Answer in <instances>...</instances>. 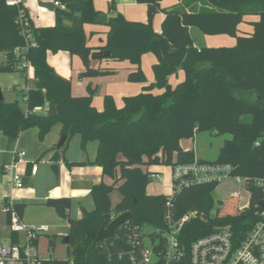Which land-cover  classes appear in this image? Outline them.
Segmentation results:
<instances>
[{
	"label": "trees",
	"instance_id": "1",
	"mask_svg": "<svg viewBox=\"0 0 264 264\" xmlns=\"http://www.w3.org/2000/svg\"><path fill=\"white\" fill-rule=\"evenodd\" d=\"M61 2L63 8L55 9V26H34L36 45L27 56L34 67L35 86L28 91L26 109L18 102L0 100V131L16 141L24 131L37 129L43 141L60 124L67 141L61 149L45 152L43 157L50 154L51 162L61 160L75 136L81 137L82 150L90 142H98L96 158L90 164L100 166L103 176L113 182L103 181L93 187L95 208L84 215L82 229L69 234L68 254L73 264H134L130 261L132 252L138 263L142 247L135 246L134 232H139L142 241L147 237L145 227L155 230L148 237L161 254L167 245L164 233L170 229L169 216L177 221L185 214H195L178 235L179 245L186 251L194 241L223 227H230L236 234L245 233L254 221L256 204L264 198L263 188L251 182L264 180V0H182L171 10H164L161 0H137L147 6L148 22L129 20L121 13L111 16L106 44L100 48L88 45L84 29L101 15L93 0ZM114 11L112 1L109 12ZM159 13L164 14L161 34L153 27ZM18 15V7L0 0V56L7 54L13 62V51L24 45L16 23ZM245 16L260 19L253 22L252 35L239 36ZM192 27L205 35H228L237 43L234 47L196 48L190 35ZM164 45L169 51L181 46L187 49L181 67L185 80L174 87L169 77L179 69L164 60ZM60 51L81 58L85 66L82 78L112 74V69L92 67L95 57H103L131 63L134 68L129 81L142 84L147 83L142 57L153 53L158 59L153 66L155 82L141 93L124 98L121 108L112 96H105L103 110L99 111L93 106L92 90L89 95L74 96L72 80L48 63L47 53ZM107 53L109 58H105ZM16 72L0 62V73ZM155 89L163 92L154 94ZM51 103L55 104V118L47 116ZM204 132L231 136L212 162L198 161L194 150L181 147L182 140ZM195 161L232 165L231 176L246 179L250 206L241 207L239 197L231 196L220 201L212 215V194L219 186L216 183L197 184L176 195L148 194L147 188L157 176L149 167L175 168ZM115 192L120 195L116 205L112 201ZM44 205L54 208L61 218L71 219V198H49ZM16 207L23 216L27 204L18 203ZM126 212L133 218L117 228L114 239L99 241V232ZM54 246L55 241H50L52 251ZM185 262L183 259L179 264ZM51 264L70 263L54 260ZM158 264H164V260L160 258Z\"/></svg>",
	"mask_w": 264,
	"mask_h": 264
},
{
	"label": "crops",
	"instance_id": "2",
	"mask_svg": "<svg viewBox=\"0 0 264 264\" xmlns=\"http://www.w3.org/2000/svg\"><path fill=\"white\" fill-rule=\"evenodd\" d=\"M101 1H103L101 2V6H97L95 0H93L94 7L97 11L101 12V15L106 14L108 16V19L111 16L116 15L117 13H121L129 20L148 22L147 6L145 4H139L137 0H101ZM112 1L115 3V11L109 12V4ZM181 3L182 0H161V7L164 10H171L179 6ZM24 7L28 11L36 27L55 26L56 24L55 11H50L48 9L44 10V7L42 6H35L34 8L36 13H32V10L29 6L24 5ZM259 19H260L259 17L257 18L255 17V19H249L248 23L253 24V22L259 21ZM163 21H164L163 13L157 14L153 19V27L155 31L159 34L162 33ZM66 23L70 24L69 22ZM84 29L87 37V43L89 46L93 48H100L106 44L107 33L109 31L108 24L107 25L96 24V23L87 24L85 25ZM197 29L198 28L195 27L190 28V35L193 40L194 46L196 48L234 47L237 43L236 38L230 37L228 35L210 36L203 34L199 29L198 30L200 32H198ZM253 33H254V27L251 25H246L242 23L238 28L239 36L252 35ZM47 61L56 70L58 74L66 78H70L72 80V94L74 96H86L89 95L91 93L90 90H92L93 106L99 111L103 110L105 96L107 95L112 96L115 100L117 107L121 108L124 105V98L137 95L143 91V88L145 86H149L150 84L154 83L155 73L153 71V66L158 63V59L153 53H147L143 55L141 68L143 70V73L147 77V83L142 84V83H133L129 81L128 79L129 74L134 67L128 61L115 62V61L103 59V57L100 58L95 57L92 60L93 68L95 69L108 68V69H112L113 73L107 76L86 77V78H82L80 76V74L85 71V66L79 56L71 55L69 52L66 51H60L57 54L48 52ZM33 74H34V70H33ZM185 77H186L185 72L181 68H179L177 73L169 77V83L174 87L179 83L183 82L185 80ZM23 81L25 85L26 83L25 79ZM22 83L23 82L17 83L14 86H20V84ZM30 84L32 87H34L35 80L31 81ZM162 92H163L162 90H158V89H155L153 91L154 94H161ZM26 107L23 109H26ZM38 111L41 112L40 109H38ZM56 126L52 129L51 133L49 134L50 135L49 144L51 146L49 150H51L54 147H57V144L60 138L62 137L61 125L59 128H57ZM198 136L199 135L197 134L193 139L182 140L181 147L183 148V150L185 151L194 150L196 159L198 161H208V162L215 161L218 158L219 153L217 157L214 159L202 155L200 152V146L197 142ZM94 142L97 141L90 142L87 145L86 150H82L84 151L85 154V157L82 160L70 159V154H69L70 147L68 148V151L65 153V155L61 158L59 162H51L50 154L46 155L45 157H43L45 153L42 155L40 159L44 158V163H46V169H45V173L43 174V178L47 183L46 185L47 192L46 195H44L43 197L44 200H47L49 198L57 199V198L69 197L72 199V208L75 202H77L80 205L82 210L85 209L86 211L87 210L91 211L95 208V202L91 194L93 187L97 184H100L103 181L107 184H112L113 181L110 178L103 176V169L100 166L90 164V162H93L95 160L97 154L98 144L95 145L93 144ZM10 161H11V157L7 158L6 161L2 164V166ZM79 162L83 163V165L80 166L68 165ZM36 163L37 161L25 163L27 164V174L26 177L23 179L25 181V179L27 178V184L30 183L31 178L33 177L36 178L40 174V168ZM51 164L59 165V170H60L59 180H56L53 172L51 171L50 169ZM2 166L0 168H2ZM149 170L153 173H156L157 176L155 177L153 183H151L148 186L147 188L148 194L172 195L173 168L170 166H151L149 167ZM237 179L239 178H228L226 179L228 180L227 182H225L226 180H224L213 191L212 195L215 205H216V200L214 198V193H219L221 195L219 189H221V187L226 185V183ZM243 179L246 180L245 178ZM238 192H239L238 189H234V195H238ZM11 194H12V190L9 187L7 181L6 180L3 181V183L0 185V201L5 202V200L8 197H10ZM117 194H118L117 192L112 194V201L114 205H116L120 200L119 194H118L119 198L117 199L113 198V195H117ZM244 198L245 200H248L250 206V202H251L250 194L246 190L244 192ZM20 200L21 201H19V203L22 202L25 203L24 200L22 199ZM72 208L70 210L71 219H73ZM214 214L215 211L213 210L212 215ZM83 217L84 214H82L77 219L75 218L74 220H82ZM4 223H5L4 227L6 228V230H8L7 229L8 220L6 216Z\"/></svg>",
	"mask_w": 264,
	"mask_h": 264
},
{
	"label": "built area",
	"instance_id": "3",
	"mask_svg": "<svg viewBox=\"0 0 264 264\" xmlns=\"http://www.w3.org/2000/svg\"><path fill=\"white\" fill-rule=\"evenodd\" d=\"M26 0H5L9 6L19 8V15L16 23L19 27L24 45L17 47L11 61L7 54L0 56V62L11 66L14 70L22 73L25 78L23 91L24 101L28 100V91L32 88L30 82L35 80L33 74V64L28 58V52L32 46L36 45L34 36V22L28 11L24 7ZM41 6V0H37ZM56 8H63L61 0H51ZM46 10V8H44ZM11 161L5 163L0 168V175L8 177L7 183L12 190V194L3 203L0 210L8 220L9 241L2 243L0 239V264H51L55 259L51 258L52 250L48 247V257H43L40 252V240L43 235L49 232V226L41 224H28L20 215L16 204L19 201L13 193L17 189H22L26 184L24 179L15 175L18 165L25 164L27 154L15 148L11 151ZM233 167L230 164L219 163H199L195 161L191 164L178 165L173 168V194L181 193L185 188L197 184L216 183L221 184L231 176ZM252 186H259L264 191V180H252ZM3 180L0 179V185ZM256 204L254 211V221L251 227L245 232L236 234L230 227H223L216 232L194 241L188 251L180 247L178 235L182 231L185 223L195 214H185L177 221H172L168 217L170 229L164 233L167 237V245L159 254L152 244V248L145 245V239L139 241V232H134L135 246H141L140 260L137 263L135 253H131L130 261L134 264H158L159 259L164 260V264H179L183 259L186 264H264V208L260 202ZM252 217V216H251ZM250 217V218H251ZM73 264V260H69Z\"/></svg>",
	"mask_w": 264,
	"mask_h": 264
},
{
	"label": "rangeland",
	"instance_id": "4",
	"mask_svg": "<svg viewBox=\"0 0 264 264\" xmlns=\"http://www.w3.org/2000/svg\"><path fill=\"white\" fill-rule=\"evenodd\" d=\"M45 2H49L51 0H41ZM101 0H95L97 6H101ZM25 6H29L32 10V13L35 12V6H38L37 0H26L24 2ZM108 6V5H106ZM258 16H245L244 24H249V19H255ZM256 21V20H255ZM254 27V26H253ZM198 32H200L197 29ZM146 76V75H145ZM147 78V77H146ZM22 73H0V87L2 88V93L4 95V99L7 102H18V104L22 107H26V102L24 101V95L26 91H23L22 86H24V80ZM20 86H14L17 83H21ZM19 85V84H18ZM57 128L60 127L58 124ZM51 133V132H50ZM49 133V134H50ZM47 135L43 141H41L38 137L37 129H29L24 131L21 136L16 140L12 145L9 151H7L8 139L1 133L0 131V167L6 161L7 158L11 157V151L15 148H18L20 151H24L27 154L26 161L27 162H36L40 168V174L38 177H33L30 180V183L25 185L22 189H17L14 191L13 195L16 199L24 200L27 204L26 209L24 210L23 217L26 223L28 224H36V225H48L49 232L45 233L40 240V252L43 257H48V247L50 245V241H55V246L51 253V258L55 260H63L69 261L71 257L68 254V245L64 244L63 239L65 236L69 235L71 229L68 225V220L61 218L54 208L47 207L44 205V195L47 192V183L43 178V174L45 173L46 163H44V158L40 159L42 155L48 151L50 146V135ZM197 142L200 146V152L205 157H209L214 159L217 157L220 147H222L225 140L230 139V135H214V133L204 132L198 134ZM61 140V138H60ZM59 140V142H60ZM58 142V144H59ZM57 144V145H58ZM93 144L97 145V142ZM69 154L70 159L74 160H82L85 157L84 151L81 149V137L75 136L70 144H69ZM15 175L25 178L27 174V164L18 165L15 172ZM1 181H7L8 177L6 175L1 176ZM226 180L225 182H227ZM225 184V183H223ZM231 189V190H230ZM234 189H238V195H234ZM221 195L219 193H214V198L216 200V205L214 211L218 208L219 202L226 200L230 196H238L240 199V205L245 207L249 205L248 200L244 198V192L246 190L245 180L243 178H239L237 180H232L221 189H219ZM247 191V190H246ZM114 199L119 198L118 194L113 195ZM221 199V200H220ZM2 201H0V210L3 207ZM88 211V210H87ZM83 214L80 205L75 202L72 208V218L77 219ZM212 216V215H211ZM214 217V216H212ZM5 216L0 212V239L1 242L9 241L8 230H6ZM155 230L152 227H145L144 233L147 235L145 239V245L148 248H152V244L150 243V239L148 235Z\"/></svg>",
	"mask_w": 264,
	"mask_h": 264
},
{
	"label": "water",
	"instance_id": "5",
	"mask_svg": "<svg viewBox=\"0 0 264 264\" xmlns=\"http://www.w3.org/2000/svg\"><path fill=\"white\" fill-rule=\"evenodd\" d=\"M42 7L50 10V11H55L54 4L52 2H41L40 3ZM96 24H102V25H107L108 24V16L106 14H102L99 17H97L94 21ZM110 54L107 53L105 54V58H109ZM162 56L164 60L168 63L169 66L175 67L177 69L182 67V64L187 56V49L184 46L179 47L178 49L174 51H169L167 47L164 45L162 49ZM0 100H4L3 93H0ZM47 116L49 118H55L56 117V111H55V104L51 103L48 111H47ZM214 135H218L217 132H214ZM67 141V136L62 135L61 140L59 144L57 145L58 149H61L63 145ZM14 140L13 139H8V144H7V151L10 150L11 145L13 144ZM51 171L53 172L56 180H59V175H60V170H59V165L58 164H51L50 166ZM25 184H27V178L25 179ZM260 206L264 208V201L260 202ZM83 214L85 215L87 211L85 209L82 210ZM133 218V214L131 212H126L118 217H116L110 226L106 229H103L99 232L98 234V240L99 241H110L114 239L116 236V230L119 228L121 225H123L126 221L130 220ZM68 225L71 230H80L82 229V221L81 220H74V219H69L68 220ZM70 237L69 235L65 236L63 239L64 244H69Z\"/></svg>",
	"mask_w": 264,
	"mask_h": 264
}]
</instances>
